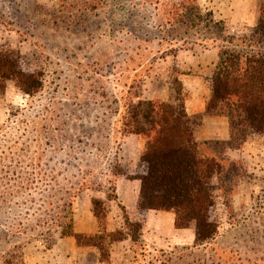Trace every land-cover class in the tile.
Returning <instances> with one entry per match:
<instances>
[{
  "label": "rangeland",
  "instance_id": "374dc122",
  "mask_svg": "<svg viewBox=\"0 0 264 264\" xmlns=\"http://www.w3.org/2000/svg\"><path fill=\"white\" fill-rule=\"evenodd\" d=\"M184 1L0 0V44L43 79L32 96L10 83L0 97V264H46L33 255L55 243L75 197L113 188L126 103L169 87L175 50L231 42L213 0H198L195 27ZM247 170L229 207L218 198L211 242L194 245L190 228L109 264H264V167Z\"/></svg>",
  "mask_w": 264,
  "mask_h": 264
},
{
  "label": "trees",
  "instance_id": "16d2710c",
  "mask_svg": "<svg viewBox=\"0 0 264 264\" xmlns=\"http://www.w3.org/2000/svg\"><path fill=\"white\" fill-rule=\"evenodd\" d=\"M180 6L182 22L197 26L203 17L197 0H185ZM248 40L258 47L256 52L221 48L213 72L205 77L210 97L204 114L228 120V140L197 139L202 115L187 114L185 101L189 94L179 80L183 72L173 63L168 99L135 95L127 101L121 121V136H136L140 152L134 169L118 162L114 177L139 181L138 219L131 220L125 208L119 206L123 225L107 231L110 202L117 199L110 188L104 198H91V211L98 225L94 234L74 232L72 202L64 222L59 223V238L72 237L78 246L96 248L99 264H109L111 244L124 239L142 244V225L149 210L172 213L176 229L193 230L196 246L216 238L220 227L217 200L222 197L229 207L246 171L242 162L231 159L227 151L240 149L249 138L264 136V0H259L256 25ZM10 83L32 96L41 89L43 79L38 70L26 68L18 50L0 44V97Z\"/></svg>",
  "mask_w": 264,
  "mask_h": 264
},
{
  "label": "crops",
  "instance_id": "0c3cea01",
  "mask_svg": "<svg viewBox=\"0 0 264 264\" xmlns=\"http://www.w3.org/2000/svg\"><path fill=\"white\" fill-rule=\"evenodd\" d=\"M198 6L199 2L197 0ZM211 4L212 20L224 21L229 25L232 38L231 42L225 40L224 44L213 41L206 47H201L194 52L193 48H179L172 56L174 63L182 70L179 80L189 97L185 101V109L188 115H202V125L196 133L199 140L227 141L229 138V124L225 117H215L204 114L205 102L210 97V90L205 77L210 75L219 59L221 48H230L242 52H256L258 47L250 43L248 38L256 25L259 0H215ZM229 35L226 34V38ZM244 38V39H243ZM223 41V40H222ZM142 99H168V88L162 92H154L148 85L142 91ZM118 161L126 164L129 169H134L140 152L138 138L134 135L121 136ZM231 159L240 160L247 170L250 168L264 167V136L247 139L240 149L228 150ZM252 170V169H251ZM113 190L117 196L110 202V210L107 218V231H114L123 225L122 213L119 206L125 208L131 220H137L136 204L139 193V181L124 178H115ZM107 191V190H106ZM106 191L83 190L75 197L73 203V230L76 233L94 234L97 229V221L91 211V198H104ZM190 229V228H187ZM187 229L174 227V215L170 212L149 210L145 214L142 225L141 243L149 256V252L161 240L174 232H182ZM194 238L192 230V239ZM169 239H167L168 241ZM137 244L129 239H124L111 244L109 248L110 262L119 260L120 256H134ZM35 261L42 260L46 264H99V252L94 247L78 246L72 237L57 238L49 249H43L34 253Z\"/></svg>",
  "mask_w": 264,
  "mask_h": 264
}]
</instances>
